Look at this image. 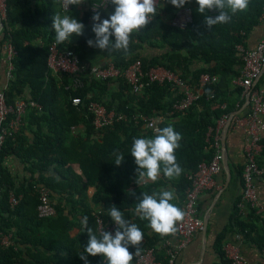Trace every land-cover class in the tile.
I'll list each match as a JSON object with an SVG mask.
<instances>
[{"label":"trees","instance_id":"obj_1","mask_svg":"<svg viewBox=\"0 0 264 264\" xmlns=\"http://www.w3.org/2000/svg\"><path fill=\"white\" fill-rule=\"evenodd\" d=\"M263 3L264 0H249L246 11L233 14L228 23L209 29L204 23L206 13L196 11V0L184 5L194 6L192 20L183 28L170 24L178 8L168 0H160L157 15L143 30L131 35L130 54L89 47L86 41L95 39V34L91 30L93 22L86 23L84 13L83 34H73L58 45L73 50L79 63L86 68L110 60L124 69L138 59L143 71L163 66L191 88L198 85V76L203 72L217 76L216 82L201 87L200 95L182 113H169L172 103L180 98L170 89L169 82H150L135 97L128 94L129 85L122 77L85 80L79 89H63L67 77L51 74L46 66L47 44L55 40L51 22L52 16L59 13L58 1L5 0L0 44L9 37L16 49L12 79L4 89L6 102L12 104L16 98L31 99L40 109L28 108L21 118V126L7 135L0 146V235L9 233L11 239L9 245L0 243V264H84L78 255L87 244L88 234L81 220L87 217L88 227L96 233L94 211L98 210L104 223H110L111 205L142 230L144 247L156 246L162 236L148 226V220H141L134 214L139 202L137 197L142 192L151 194L170 188L176 196L172 203L180 208L189 184L187 175L199 162H207L211 157L208 128L215 126V120L222 113L229 115L242 105L240 88L231 83L241 65L234 45L245 43L250 30L258 24ZM113 9L109 3L98 11L102 19H107ZM72 96L79 97L82 102L73 105ZM88 100L100 102L106 109L123 114V118L94 129L84 105ZM221 103L224 108H220ZM141 116L160 117L157 128L171 124L181 134L180 147L175 151L183 169L179 178L170 180L161 175L155 182L136 183L138 166L130 153L133 138L155 135V131L145 126ZM262 142L261 155L264 156V140ZM115 151L124 154L119 166L113 162ZM9 155L18 158L29 172V176L17 184L3 164ZM258 163L264 165V158ZM75 169L81 173V179L75 176ZM38 185L49 190L55 210L52 216L40 218L36 215ZM88 187L93 189L90 196L86 193ZM9 193L17 198L13 207L7 201ZM232 215L228 229L239 234L240 240L264 249V220L251 210L241 216L235 206ZM72 227L79 229L74 237L68 235ZM223 238L224 233L219 232L214 249L219 264H229L222 249ZM130 250L135 248L129 246ZM158 252L160 257V250ZM88 261L89 264H106L100 255L88 256Z\"/></svg>","mask_w":264,"mask_h":264},{"label":"built area","instance_id":"obj_2","mask_svg":"<svg viewBox=\"0 0 264 264\" xmlns=\"http://www.w3.org/2000/svg\"><path fill=\"white\" fill-rule=\"evenodd\" d=\"M58 1V10L61 16L71 15L82 22L83 14H86V23H92L91 17L99 9H103L109 4V0H83L79 5H64V0ZM158 4L160 0H157ZM215 11L206 12V15L215 16ZM5 18V0H0V21ZM192 20V7L190 5L177 9L170 18V24L183 28ZM258 23L264 27V3L258 16ZM234 51L241 65L238 74L232 77L233 86L240 88V97L247 95V109L242 113L235 114L231 120L232 124L242 129L245 134V141L242 147L243 164L241 168V192L234 206L243 216L248 210L254 215L264 220V201H260L257 195L255 180L264 183V165L258 163V156L263 148L264 135V33L261 38L251 47L243 43L234 45ZM16 56V49L9 37L0 44V66L2 67L3 82L0 85V146L5 137L16 130L22 124V116L28 108L40 109V106L31 99L16 98L12 104L6 102L4 89L12 79L13 59ZM46 66L51 74L64 75L68 82L63 85V89H79L84 81L107 80L122 77L129 85L128 94L132 97L141 93L144 86L150 82H169L170 89L180 95L172 105L169 113L173 111L183 112L201 93V87L217 81L216 75H209L206 72L198 76V85L189 87L188 84L175 72L163 66L156 65L143 71L140 61L135 59L124 69L116 67L110 60L102 65H93L88 68L79 63L77 55L73 50L66 47H59L55 40L50 41L46 47ZM261 77L259 84H256ZM70 102L78 105L82 101L77 96H72ZM86 110L91 115V124L94 129L102 128L123 118V114L115 112L113 109H106L103 104L95 100H88L84 103ZM220 108H224L221 103ZM228 115L222 113L216 120L213 128L209 127L206 134L211 137L209 146L212 154L207 162H199L194 171L187 175L188 186L184 190V198L180 208L185 212L184 219L177 223L178 231L174 235L162 236L156 246L141 248L139 255L134 256L132 264H174L178 251L192 239L197 230L201 227L202 221L198 214L199 195L214 186V177L221 172L222 147L220 144V130L225 124ZM160 117L141 116L145 126L155 131L156 123ZM37 204L35 211L37 217L44 218L54 215L53 201L49 197V190L43 186H36ZM8 204L13 207L17 198L12 193L8 195ZM95 210V230L99 236L100 230L112 232L114 235L115 224L113 221L104 223ZM175 238V241H172ZM236 239H240L235 234ZM0 243L2 245L11 244L10 234H1ZM224 255L229 264H249L239 246L234 243L225 242L222 245ZM160 250L161 256H158ZM135 252V250H130Z\"/></svg>","mask_w":264,"mask_h":264},{"label":"clouds","instance_id":"obj_3","mask_svg":"<svg viewBox=\"0 0 264 264\" xmlns=\"http://www.w3.org/2000/svg\"><path fill=\"white\" fill-rule=\"evenodd\" d=\"M168 2L179 9L190 0ZM81 3L83 0H64L67 8L69 5ZM109 3L114 9L107 19H102L99 11L91 17V30L95 39H87L86 43L89 47L101 51L122 50L125 54H130L131 35L145 28L157 15L160 4L157 0H109ZM196 4V11L201 14L212 11L218 13L215 16L205 15L204 23L210 29L214 25L228 23L233 14L246 11L249 0H196ZM51 25L57 45L68 41L73 34L82 35L85 27L71 15L61 16L59 13L52 16ZM181 139V134L176 132L171 124L156 128L153 138L134 137L130 153L138 166L136 183L155 182L161 175L170 180L179 178L183 169L177 162L175 151L180 147ZM113 156V162L117 166L124 160V154L119 151H115ZM132 195L136 196L134 192ZM137 199L139 202L135 206L134 214L141 220H148V226L155 233L168 236L178 231L177 223L184 219L185 212L172 203L176 199L174 190L161 189L151 194L142 192ZM108 215L116 226L114 235L102 228L98 236L88 227L87 217L81 220L88 234L87 244L78 255L84 264H89L88 256L97 255L102 256L106 264H132L134 256L139 255L141 251L139 246L144 239L142 230L126 219L115 205L110 206ZM129 246L135 248L134 253L129 251Z\"/></svg>","mask_w":264,"mask_h":264},{"label":"crops","instance_id":"obj_4","mask_svg":"<svg viewBox=\"0 0 264 264\" xmlns=\"http://www.w3.org/2000/svg\"><path fill=\"white\" fill-rule=\"evenodd\" d=\"M190 6L193 8L194 5L191 4ZM263 33L264 27L258 23L248 33L244 43L245 46H253L261 38ZM2 82V67L0 66V85ZM239 99L242 100V105L240 106L241 111L246 110L247 102L245 96L240 97L239 94ZM76 130H79V127ZM244 141L245 134L242 129L229 123L224 135V151L228 163L229 176L227 177L224 171L221 170L214 177V186L199 195L198 214L201 221L203 219L205 220V226L202 228L201 225L188 244L178 251L174 264H219L220 260L214 249L215 238L219 232L224 233V243L230 242L239 246L240 252L249 264H264V249L259 250L250 242L236 239L235 234L237 233L228 229L233 216L234 204L241 192L240 172L243 164L242 147ZM263 158L264 156L260 153L258 161H261ZM3 164L8 169L16 184L29 176L25 164L21 163L13 155L7 156ZM75 176L79 179L82 178L78 169H75ZM255 186L259 200L264 201V183L256 179ZM92 190V187L87 188V196L91 195ZM256 224L258 226L260 225L259 222ZM78 232L79 229L77 227H72L69 229L68 235L74 237ZM172 241H175V238H172ZM144 243L145 240L143 239L140 244L141 248L144 247Z\"/></svg>","mask_w":264,"mask_h":264},{"label":"water","instance_id":"obj_5","mask_svg":"<svg viewBox=\"0 0 264 264\" xmlns=\"http://www.w3.org/2000/svg\"><path fill=\"white\" fill-rule=\"evenodd\" d=\"M0 28H1V24H0ZM245 100L247 102V95L245 96ZM240 111H241V107L238 110L230 113L227 117L225 124L221 128V138H220V143H221V147H222V150H221V152H222L221 166H222V170L224 171V173L226 174L227 177L229 176V170H228V163H227L226 155H225V151H224V135H225L226 129H227V127L231 121V118L235 114H238ZM204 226H205V220L203 219L202 220V228H204Z\"/></svg>","mask_w":264,"mask_h":264},{"label":"rangeland","instance_id":"obj_6","mask_svg":"<svg viewBox=\"0 0 264 264\" xmlns=\"http://www.w3.org/2000/svg\"><path fill=\"white\" fill-rule=\"evenodd\" d=\"M60 14V13H59Z\"/></svg>","mask_w":264,"mask_h":264}]
</instances>
